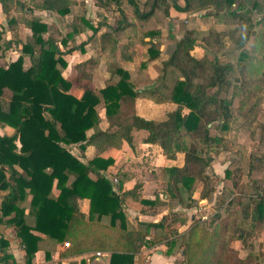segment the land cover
<instances>
[{"label":"trees","instance_id":"16d2710c","mask_svg":"<svg viewBox=\"0 0 264 264\" xmlns=\"http://www.w3.org/2000/svg\"><path fill=\"white\" fill-rule=\"evenodd\" d=\"M169 1L184 13L204 12L224 28L191 29L167 46L168 58L148 92L154 102L177 108L154 121L135 113L139 92L134 73L147 74L149 64L161 56L155 31L144 32L149 57L134 72L112 61L107 68L111 78L99 87L95 67L104 47L73 65L74 76L67 78L66 56L75 50L86 53V43L69 49L83 29L73 25L56 39L49 24L34 14L44 11L65 19L77 0H0L12 32L0 50L12 43L22 46L16 60L0 65V127L14 130L0 134V228L10 229L19 241L24 264H33L44 242L68 243L63 256L108 251L110 264H135L144 249L160 243L168 254L182 252L176 264H264V0H96L102 8H115L120 19L115 24L104 19L99 26L82 18V23L92 36L104 26V38L115 48L112 33L130 27L125 7L145 23L159 8H171ZM21 25L29 30L25 40ZM133 54L130 49L122 53L126 60ZM102 105L105 130L100 129ZM234 127L249 132L253 148L246 168L244 157L231 158L221 177L213 160L222 152L231 154ZM134 129L147 131L144 142L160 146L174 162L161 170L165 190L154 200L141 198L140 183L130 190L123 189L122 181L115 187L104 175L114 165L112 158L97 155L84 162L71 150L78 146L84 153L93 145L100 154L124 143L133 147ZM220 185L216 212L207 222L194 218L187 225L178 211L134 228L124 212L127 198L144 206L161 199L196 208ZM83 200L89 201L88 214L82 211ZM151 229L161 233L150 236ZM11 250V241L0 232L1 263L17 264Z\"/></svg>","mask_w":264,"mask_h":264},{"label":"crops","instance_id":"0c3cea01","mask_svg":"<svg viewBox=\"0 0 264 264\" xmlns=\"http://www.w3.org/2000/svg\"><path fill=\"white\" fill-rule=\"evenodd\" d=\"M96 6H98V5H96ZM98 7H100V6H98ZM100 8H102V7H100ZM103 9H105V8H103ZM159 9L162 10L163 8H159ZM157 11L155 13V16L158 13ZM40 12H44V11H40ZM45 13H48V12H45ZM154 17L150 18L146 22L150 21ZM136 20L139 22V24L141 26H143V28H145V29L147 28L145 25L146 22L141 23L137 18H136ZM107 22L111 23L109 21H107ZM130 26H132L131 23H130ZM23 28H25L27 31V33L24 37L21 35ZM128 28H130V27H128ZM128 28H126V29H128ZM223 28H224V26H223ZM223 28H221V29H223ZM3 30L5 32L3 33V39L0 42V45H2L5 41L12 40V32L9 29L7 17L3 13L1 5H0V31H3ZM216 30H220V29H216ZM28 34H29V30L25 26L21 25L20 29H19L20 38L22 40H25L26 37L28 36ZM154 40L157 43H159V39L154 38ZM143 41L146 44H148V41H149V38L144 37V34H143ZM120 46H121V44L118 45V47H120ZM149 46L150 45L148 44V48H149ZM127 48L128 49L131 48L130 51L133 48L129 42H128ZM21 50H22L21 44L17 45V44L12 43L11 47L9 49H7L5 52H3V50H0V61L1 60L7 61V63H9L11 61L16 60L19 57V55L21 54ZM132 51H134V50H132ZM135 54H133L131 60L130 59L126 60L123 58L124 63L132 65V67H127L123 63H121V66L127 70L134 72L135 71L134 66L136 63L135 62V56H136ZM69 56H70V54L66 56V59L69 62V66H71V70H72L73 65H75L76 63L87 60V59L83 58V59H79L77 62L73 63L69 60V58H68ZM122 57H123V55H122ZM156 60H158V59H156ZM155 61H153V62H155ZM153 62H151L149 64L148 69L146 71L147 74L140 75V74L134 73V76L137 79L136 89L139 92V96H138L136 104L134 106V110H135V113L141 117H144V118L149 119V120L161 121V120L165 119V117L168 113L174 111L177 108V105H175L173 103H169V102L158 104V103L154 102L151 99V97L149 96L148 91L154 87L155 80L161 74V73H159V71H156L154 68L151 67ZM7 63H5V64H7ZM0 65H4V64L0 63ZM64 75H65V73H64ZM72 75L74 76L73 71H72ZM95 76H96V84L99 87H103L106 84V82L109 81L111 78L108 70H105L102 73V75L101 74L97 75L96 71H95ZM67 78H69V77H67ZM99 80L103 81V82H101V84H100L98 82ZM147 103L154 104V105H147ZM98 111H99V114L101 115L100 129L105 130L108 127V122L105 118L103 105L99 107ZM158 113L160 114V116L155 115ZM9 128L10 127H5V128L0 127V134L1 135H12L14 133V130L12 128H10V129H12V130H10ZM93 132H94L93 130L89 131L88 135H91ZM131 134L133 137V144H134L133 147H131L127 143H124L120 148H109V149L101 152L100 154H99L97 148L93 145L88 146L84 153L81 152V150L78 148V146H72L71 150L76 156L80 157L81 160L84 162L93 159L97 155H101L105 158H108V157L112 158L114 160V165L111 166L107 171H105L104 175L114 183L115 187L118 185L119 181H122L123 182V189L124 190H130L137 183H140L142 185L141 189L139 190V195L141 196V198L154 200V199H156L155 197L157 194L162 195L164 193L165 185H166V179H165L164 175L162 174L161 175L162 177H160V176L158 177L157 174H159V172L164 167L172 165V164H174V162L166 159V157L164 156L160 146L150 145V144H146L144 142L148 136L147 131L134 129V130H132ZM122 155H124V156L122 157ZM142 158L149 159L150 163H152V165L156 166L157 169L153 168L150 171L151 174H153V177L155 174L153 172L159 170L158 173H156V175H155L156 176L155 179L153 178V180H151L145 176L143 177L144 173H142V172L137 173V171H135V169L132 167L133 166L132 162H135L136 164H138V162L141 163L142 161H140V160ZM161 178H163L162 180L164 182V190L160 191L159 189H157L154 191V194H152V196H146L144 192H145L147 186L152 184L153 182H155V183L159 182L161 180ZM53 193L55 195H58L59 191L55 188ZM164 197H167V196H164ZM201 201H204V200H201ZM160 207H166V209L163 210L161 215L150 213L149 211H147V209H157ZM81 208L85 214H88V212H89V201L88 200L81 201ZM179 208H182V209L180 210ZM183 209L184 208L182 206H178L176 204L173 205L170 203H162L161 199L156 203L155 206H144L143 204L139 203L138 201H135L132 198H127L125 203H124V212H125L128 220H129L130 224L134 228H138L139 222H154V223L160 222L161 220H163L167 216L171 217V213H173V212H178V211L183 212ZM193 219L194 218L192 217V221H193ZM187 225H188V220H187ZM184 229H185L184 226H181L179 228V232H183ZM0 232L11 241L12 250L10 252L14 255L16 263L17 264H24V254L25 253H24L22 247L20 246L19 241L17 239H15V237H14L13 233H11L10 229H7L5 227H1ZM156 233L159 235L161 232L156 231ZM156 233H155L154 229H151L149 231L150 236H155ZM68 247H69L68 243H63V244L61 243V244L55 245V244L50 243V242H47V243L44 242L41 246V250L37 253L33 264H110L111 253L108 251H98V252L87 253V254L78 255V256H63V253L66 251V249ZM168 250H169L168 247L164 243L156 244L152 248L144 249L142 254H140L136 258L135 264H176L177 261L182 260V257H183L182 252H180L178 249H176L171 254H168ZM46 253L50 254L49 258H47ZM0 264H3V263L0 262Z\"/></svg>","mask_w":264,"mask_h":264},{"label":"rangeland","instance_id":"374dc122","mask_svg":"<svg viewBox=\"0 0 264 264\" xmlns=\"http://www.w3.org/2000/svg\"><path fill=\"white\" fill-rule=\"evenodd\" d=\"M96 3V0H77L75 6L72 7V14L66 17L65 19H60L56 15L52 13H45L40 11H35L34 14L38 17H41L44 21H46L50 26V33L56 37V39H61L65 37L72 31V26L76 25L77 27L83 29V32L78 35L73 42H71L69 49L75 47L77 45H82L84 43V49L86 53L82 54L79 50L73 51L72 54L68 57L71 62H77L79 59H89L94 57L95 52L99 51L100 47H104V53L101 56V59L97 66L95 67V71L97 75H102V73L107 70L108 65L112 61H116L118 63H123L127 67H132V65L124 63L122 53L128 50L127 45L128 42L133 47L132 50L135 51V66L138 65L142 60H146L149 57L148 54V44L144 43L143 41V34L144 32L148 31H155L156 36L155 38L159 39V43H157V49L162 52L160 58L153 62L152 68L156 71L161 73V68L163 62L168 58L167 54V46L170 43L182 38L184 34L191 30V29H221L223 28L222 25L216 23V21L212 17H208L204 15V12H196L195 10H191L188 13L181 12L177 10L171 1L167 2V5L171 6L168 10L164 11V9H159L157 15L151 19L150 21L146 22V29L143 28L139 24V22L134 18L131 10L127 7L124 8L125 14L127 16L128 22L131 23L132 26L130 28L120 31L118 33H112L115 38V43L118 45L121 44L120 47L113 48L111 43L107 42L104 38V34L106 33V28L101 26L100 31L95 36H92L93 33L86 27L83 26L82 18L84 19H92L93 22L97 25L100 22H103L105 19L111 23H116L120 16L118 15L115 8L103 9L100 8ZM179 5L183 6V1H179ZM100 26V25H99ZM27 31L25 28L22 29V36L26 35ZM113 48V49H112ZM131 49V48H130ZM1 64L7 63V61H0ZM134 65V64H133ZM134 66V68H135ZM64 73L67 77L72 78V70L71 66L64 70ZM103 79V78H102ZM100 84L103 81H98ZM147 105H154L149 104ZM262 107L264 109V100L262 102ZM156 116H160V114H155ZM10 129V128H9ZM12 130V129H10ZM229 140L232 142L233 150L231 154H226L225 152L220 153V155L216 156L215 160L213 161V167L217 174L221 177L224 176L225 169L230 164V159L235 158L237 161L240 158H243V165L247 162V158L249 155L250 150L253 148V141L249 137V132L247 130L234 127L233 131L229 134ZM76 152V151H75ZM124 155H122L123 157ZM136 164L133 163V168L137 173L142 172L143 177H147L151 180L156 178V173L159 170L154 171L151 174V169H157L155 165L150 163L149 159L142 158ZM138 165V166H137ZM244 168L246 166L244 165ZM161 171L157 176H161ZM159 182H151L152 184L148 185L145 190L146 196H152L154 191L159 189L160 191L164 190V182L162 180ZM155 181V180H154ZM222 189V185L218 187L217 194H214L209 200L200 201L198 207L192 209H183L184 216L188 220V225L192 222V217L196 218L197 220L200 219L202 221H208L210 216L215 213V203H216V196L220 193ZM200 192V187H197V191L195 193V197L198 196ZM222 193V192H221ZM142 194V193H141ZM172 208V207H171ZM166 207H160L157 209H147L150 213L154 214H162L163 210ZM180 210L182 208H179ZM241 249L242 256L246 255V251Z\"/></svg>","mask_w":264,"mask_h":264}]
</instances>
